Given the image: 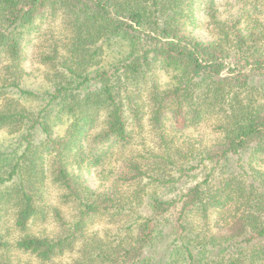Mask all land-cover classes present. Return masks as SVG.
Masks as SVG:
<instances>
[{
	"label": "trees",
	"instance_id": "1",
	"mask_svg": "<svg viewBox=\"0 0 264 264\" xmlns=\"http://www.w3.org/2000/svg\"><path fill=\"white\" fill-rule=\"evenodd\" d=\"M195 1L0 0V131L19 135L13 158L0 154V227L11 216L19 236L0 231V253L264 264V0H236L234 19L205 0L209 42L195 34ZM33 35L42 95L21 86ZM207 128L210 141L192 135ZM48 218L57 236L31 233ZM104 221L111 239L87 235Z\"/></svg>",
	"mask_w": 264,
	"mask_h": 264
},
{
	"label": "rangeland",
	"instance_id": "2",
	"mask_svg": "<svg viewBox=\"0 0 264 264\" xmlns=\"http://www.w3.org/2000/svg\"><path fill=\"white\" fill-rule=\"evenodd\" d=\"M218 7L222 16L226 19H234L236 16H240V7L235 2L236 0H217ZM206 3L205 0H197L195 1V34L203 41L209 42L212 40L213 36L206 28L207 18H206ZM39 41L38 36L33 35L31 36L30 42L26 45L25 48V59L23 64L24 73L21 79V86L30 92L35 94H43L46 92L50 87V81L46 68L38 63L37 59L33 56L34 52L36 51V45ZM166 79V78H165ZM164 81V80H162ZM1 86V83H0ZM7 96L17 99L19 94L16 93L15 89H5ZM36 97H22L19 98L20 102L19 105H24L26 107H30L31 110L37 108L39 100ZM18 102V100H16ZM38 101V102H37ZM5 102V101H4ZM1 106V102H0ZM65 131V126H61L57 129L58 134H62ZM199 132H194L192 135L197 136V138L204 137V141H210L212 138L211 130L209 128L203 129ZM144 139V143L150 145V137L146 131L141 135ZM142 137L138 138L139 142H142ZM18 138L19 135L15 133H9L6 131H0V154L5 155V159L8 157L13 158L14 154L13 151L18 146ZM140 147V145H138ZM141 148V147H140ZM264 168V164L261 165ZM89 184L94 189L100 185V180L95 176V174L89 175ZM45 195L47 199H49V204L58 205V196H60V191L57 190L55 187H52L49 183L47 189L45 191ZM61 210L65 212L67 219L70 218V213L67 207L61 206ZM3 226L0 227V231L7 234V239L13 241L14 238L19 236V232L14 230L13 228V221L12 217L8 216L5 217ZM113 224L108 222H98L92 226L87 233V235L93 236L96 234L99 239L106 241L107 239H111L113 237L114 226ZM36 235H45L50 237H55L60 232L59 226L54 222L51 218H48L47 221H35L31 225V233ZM107 233H110L106 235ZM86 236V237H88ZM3 255V252L0 253V256ZM5 259L10 261V264H70L73 262L74 258H76L75 253H66L63 256L55 257L50 262H41L36 259L33 255L29 253H23L17 250H10L6 254L3 255Z\"/></svg>",
	"mask_w": 264,
	"mask_h": 264
}]
</instances>
